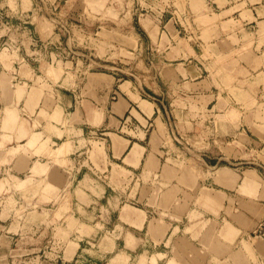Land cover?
I'll return each instance as SVG.
<instances>
[{
  "label": "crops",
  "instance_id": "1",
  "mask_svg": "<svg viewBox=\"0 0 264 264\" xmlns=\"http://www.w3.org/2000/svg\"><path fill=\"white\" fill-rule=\"evenodd\" d=\"M9 1L0 181L58 189L66 207L55 218L74 231L57 264L93 251L97 235L94 264H264V0H172L130 25L135 66L62 59L52 74L50 51H34V0ZM90 140L104 145L99 164ZM2 210L0 252H13L24 222Z\"/></svg>",
  "mask_w": 264,
  "mask_h": 264
},
{
  "label": "rangeland",
  "instance_id": "2",
  "mask_svg": "<svg viewBox=\"0 0 264 264\" xmlns=\"http://www.w3.org/2000/svg\"><path fill=\"white\" fill-rule=\"evenodd\" d=\"M23 1L25 7L28 3L30 4V0ZM9 2L13 8H16L17 0ZM34 2L39 9V17L36 15L38 18L34 20V26L31 29L35 38H42V42L34 46V51L40 54L37 58L42 57L43 51H50L52 54L50 74L54 73L56 68L60 72L63 71L61 67L65 64L62 59L67 61V66L70 68L73 67L71 63L75 60V62L78 61L79 66L83 64V69L89 64L94 66L91 67L94 69L95 61H102L101 58L107 59V64L121 69L123 66H135L137 54L134 50L137 48V39L130 25L139 20V14L142 19L155 20L164 7L169 8L173 3L172 0H34ZM151 35L154 36V32ZM12 48L15 49L13 45ZM4 50L0 57L10 55L6 52L7 49ZM32 56L36 57L34 54ZM114 70L117 71V69ZM18 94L22 96L21 88ZM7 117L9 121L17 118L16 114L7 115ZM34 134L39 135L41 132H34ZM34 138L32 135L31 139ZM83 144H86L89 149L88 154L93 162L99 164L104 161L102 155L95 152L102 151L103 144L95 140L83 142ZM28 176L20 178L25 179ZM2 181L7 182L8 185L0 189V208L3 209L1 217L6 220L10 213H14L17 223L20 221L18 225L23 221L24 227L16 240L18 246L14 248L17 250L1 251L0 261L2 264H57L59 255L62 253L58 249V244L62 245L64 242L71 244L70 231H74V226L71 224L67 231L60 228L61 225L58 222L60 220L57 218L61 217L66 203L58 201V189L54 186L48 187L50 183H45L43 180H32L31 185L27 186L23 183L19 187L11 185V179H3L0 182ZM14 182V184L18 183L16 180ZM34 198L35 202H33ZM102 210L98 212L102 214L104 221H108L105 208ZM51 216L52 219H50ZM85 233L89 231H82V234ZM100 240L101 236L97 235L93 241L95 243L93 251L81 252L80 256L76 257L77 262L72 260L65 264L98 262L101 253L96 250ZM0 243L4 246L3 241ZM70 257L71 251H67L66 258Z\"/></svg>",
  "mask_w": 264,
  "mask_h": 264
}]
</instances>
